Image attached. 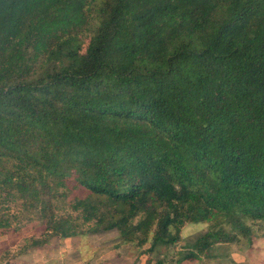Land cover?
<instances>
[{"label":"trees","instance_id":"16d2710c","mask_svg":"<svg viewBox=\"0 0 264 264\" xmlns=\"http://www.w3.org/2000/svg\"><path fill=\"white\" fill-rule=\"evenodd\" d=\"M246 219L264 222V0H0V236L116 232L164 261L211 222L178 264L251 243Z\"/></svg>","mask_w":264,"mask_h":264},{"label":"rangeland","instance_id":"374dc122","mask_svg":"<svg viewBox=\"0 0 264 264\" xmlns=\"http://www.w3.org/2000/svg\"><path fill=\"white\" fill-rule=\"evenodd\" d=\"M210 223H186L181 229V239L164 250L166 259L162 261V256L146 252L148 243L141 248L120 243L116 232L85 238L75 246L69 238H52L44 247L24 250L32 236L41 235L42 226L32 221L0 236V264H174L180 252L188 248V241L210 229ZM245 223L252 232L251 243L247 244L246 237L238 234V241L213 244L207 254L178 264H264V222L246 219ZM216 227L230 230L223 222ZM148 257H152L151 261H147Z\"/></svg>","mask_w":264,"mask_h":264}]
</instances>
